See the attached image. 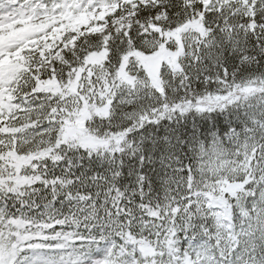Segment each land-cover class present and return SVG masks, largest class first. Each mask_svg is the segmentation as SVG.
Here are the masks:
<instances>
[{"label": "snow or ice", "instance_id": "1", "mask_svg": "<svg viewBox=\"0 0 264 264\" xmlns=\"http://www.w3.org/2000/svg\"><path fill=\"white\" fill-rule=\"evenodd\" d=\"M0 264H264V0H0Z\"/></svg>", "mask_w": 264, "mask_h": 264}]
</instances>
